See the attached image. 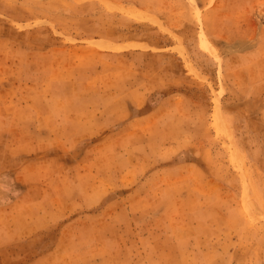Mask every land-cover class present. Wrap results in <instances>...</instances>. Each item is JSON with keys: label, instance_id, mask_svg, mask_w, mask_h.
I'll use <instances>...</instances> for the list:
<instances>
[{"label": "rangeland", "instance_id": "obj_1", "mask_svg": "<svg viewBox=\"0 0 264 264\" xmlns=\"http://www.w3.org/2000/svg\"><path fill=\"white\" fill-rule=\"evenodd\" d=\"M0 264H264V0H0Z\"/></svg>", "mask_w": 264, "mask_h": 264}]
</instances>
